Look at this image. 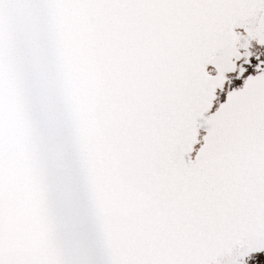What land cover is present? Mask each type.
Returning a JSON list of instances; mask_svg holds the SVG:
<instances>
[{"label": "snow or ice", "instance_id": "snow-or-ice-1", "mask_svg": "<svg viewBox=\"0 0 264 264\" xmlns=\"http://www.w3.org/2000/svg\"><path fill=\"white\" fill-rule=\"evenodd\" d=\"M0 264H264V0H0Z\"/></svg>", "mask_w": 264, "mask_h": 264}]
</instances>
